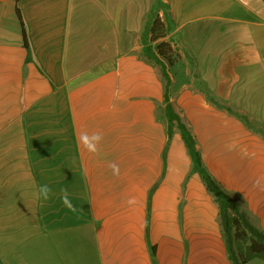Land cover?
Wrapping results in <instances>:
<instances>
[{
  "label": "crops",
  "instance_id": "1",
  "mask_svg": "<svg viewBox=\"0 0 264 264\" xmlns=\"http://www.w3.org/2000/svg\"><path fill=\"white\" fill-rule=\"evenodd\" d=\"M178 123L264 234V0H0V264H232Z\"/></svg>",
  "mask_w": 264,
  "mask_h": 264
},
{
  "label": "trees",
  "instance_id": "2",
  "mask_svg": "<svg viewBox=\"0 0 264 264\" xmlns=\"http://www.w3.org/2000/svg\"><path fill=\"white\" fill-rule=\"evenodd\" d=\"M158 27V20L155 19L151 25L152 40L162 36L161 33L155 34V30ZM156 49L158 54L172 65L169 44L159 42L156 45ZM162 73L167 81L165 93V100L167 101V92L170 81L165 71V67ZM166 111L170 121L178 120L169 103L166 105ZM178 127L181 130L182 137L189 150L190 156L194 161V165L198 168L202 180L208 187L209 191L213 193L215 201L218 204L222 235L229 260L232 264H246V262L254 258L264 260V234L249 222L245 212L240 210L239 206L230 195L222 190L215 180H213L212 177L201 167L200 156L194 147L192 136L184 125L178 123Z\"/></svg>",
  "mask_w": 264,
  "mask_h": 264
},
{
  "label": "clouds",
  "instance_id": "3",
  "mask_svg": "<svg viewBox=\"0 0 264 264\" xmlns=\"http://www.w3.org/2000/svg\"><path fill=\"white\" fill-rule=\"evenodd\" d=\"M103 139L100 133H93L89 135L87 132H81L79 136V142L83 146L85 150L92 154L99 153V147L101 140ZM113 170V174H118L119 168L117 165H110ZM51 189L48 185H43L38 189V195L42 196L44 199L48 198V194ZM62 202L71 210H75L74 206L71 204V201L68 199L67 193L65 192ZM134 201H129V203H133Z\"/></svg>",
  "mask_w": 264,
  "mask_h": 264
},
{
  "label": "rangeland",
  "instance_id": "4",
  "mask_svg": "<svg viewBox=\"0 0 264 264\" xmlns=\"http://www.w3.org/2000/svg\"><path fill=\"white\" fill-rule=\"evenodd\" d=\"M172 61L176 60V57H174V55H172ZM165 63L168 65V61L164 60ZM174 69H171V72L173 74ZM174 75V74H173ZM246 264H264V260L259 259V258H254L252 260H249Z\"/></svg>",
  "mask_w": 264,
  "mask_h": 264
}]
</instances>
